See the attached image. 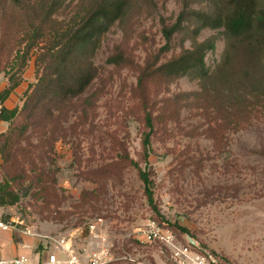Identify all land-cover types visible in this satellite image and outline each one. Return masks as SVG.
Returning a JSON list of instances; mask_svg holds the SVG:
<instances>
[{
	"label": "rangeland",
	"instance_id": "374dc122",
	"mask_svg": "<svg viewBox=\"0 0 264 264\" xmlns=\"http://www.w3.org/2000/svg\"><path fill=\"white\" fill-rule=\"evenodd\" d=\"M90 1L68 0L64 11L82 9ZM218 5V0H128L124 18L106 35L93 59L97 78L81 101H74L86 112L87 121L78 124L71 117L69 123L74 121L76 129L54 143L53 164L47 168L54 172L59 204L46 208L42 201H33L26 181L18 193L20 201L0 207V217L21 221L38 234L71 239L83 263L103 249L108 252L104 264H192L159 242L145 241L143 234L150 227L169 224L193 237L196 245L190 248V257L204 255L210 264H264V101L256 106L257 116L235 131L227 120L226 97L176 102L200 92L197 82L183 77L156 88V80L150 86L155 101L152 134L147 148L142 146L149 129L144 112L136 108L139 69L164 46L162 29L175 24L184 11L189 16L160 61L211 38L215 48L206 54L205 63L210 72L216 71L226 42L217 30H198L193 13L213 14ZM65 12L56 16V28ZM23 16L33 17L0 0V30ZM116 47L128 59L118 67L106 63ZM34 61L32 54L21 75V92L12 100L19 109L37 81ZM3 83L6 88L8 76L0 72V88ZM114 140L149 175L159 214L149 205L134 166L127 164L104 182L87 178L88 171L118 160ZM4 166L0 156V185L8 182L16 191ZM86 192L91 194L81 198ZM169 229L176 245L186 246L189 235ZM47 247L58 253L53 245Z\"/></svg>",
	"mask_w": 264,
	"mask_h": 264
},
{
	"label": "trees",
	"instance_id": "16d2710c",
	"mask_svg": "<svg viewBox=\"0 0 264 264\" xmlns=\"http://www.w3.org/2000/svg\"><path fill=\"white\" fill-rule=\"evenodd\" d=\"M67 1L7 0L12 9L29 11L33 17L23 16L21 21L13 22L15 27L2 25L1 29L6 31L0 30V72L9 80L8 86L0 91V121L7 123L8 130L0 133V156L9 180L18 186L15 191L8 182L0 185V207L17 204L21 198L19 190L26 181L33 201H42L46 208L59 204L54 172L47 168V164H53L54 143L76 129L74 121L69 123L71 117L75 116L78 124L87 121L83 119L86 112L78 109L80 105L76 108L74 101H81L91 89L98 75L93 59L106 35L124 18L128 8V0H91L82 9L73 7L65 12ZM218 3V12L193 13L198 30H217L226 42L216 71L210 72L205 63L206 54L215 48L211 38L167 61H160V54L169 51L172 37L181 31L183 21L189 16L184 11L175 24L162 29L164 46L139 69L136 108L144 112L145 125L149 129L142 140L144 150L152 134L150 112L155 101L151 100L150 86L156 80V88L183 77L197 82L200 92L190 93L176 102L217 94L226 97L225 109L230 110L227 120L235 131L241 123L257 116L256 106L264 101V0H218ZM62 11L65 16L60 21L61 26L56 28L53 23L58 21L56 16ZM34 50L36 53H32ZM32 54H35L37 81L20 109H8L3 104L21 84V75ZM126 62L128 59L118 52V47L106 59V63L114 67ZM235 64L238 67H234ZM212 121L216 122L214 117ZM112 143L117 156L120 152L118 160L88 171L87 178L104 182L118 176L127 164L134 166L149 205L159 214L149 175L129 159L123 144L115 140ZM89 194L91 192L83 193L81 198ZM167 226L161 224L160 228L170 231V227H175L193 239L186 229ZM185 245L192 248L188 242Z\"/></svg>",
	"mask_w": 264,
	"mask_h": 264
},
{
	"label": "built area",
	"instance_id": "2783aa9c",
	"mask_svg": "<svg viewBox=\"0 0 264 264\" xmlns=\"http://www.w3.org/2000/svg\"><path fill=\"white\" fill-rule=\"evenodd\" d=\"M90 230L94 229V225L89 226ZM17 232L25 236L37 238L53 245L54 249L60 253H48L44 260H40L35 264H104L108 259V252L100 249L92 253L86 263H83L76 250L73 248L71 239L64 237L52 236L50 234H38L33 228L27 227L23 222L15 220H4L0 217V232ZM145 241L149 243L159 242L161 245L168 247L175 256H182L185 260L192 264H210L204 255L189 256L190 248L188 246H177L173 240L172 233L167 229L158 226L150 227L144 234ZM0 264H32L29 258L24 255L15 256L8 259L0 257Z\"/></svg>",
	"mask_w": 264,
	"mask_h": 264
},
{
	"label": "crops",
	"instance_id": "0c3cea01",
	"mask_svg": "<svg viewBox=\"0 0 264 264\" xmlns=\"http://www.w3.org/2000/svg\"><path fill=\"white\" fill-rule=\"evenodd\" d=\"M0 88L5 87L4 83ZM21 90V84L10 94L8 99L4 102V106L8 109H12L15 103L12 101L17 98ZM23 90V89H22ZM7 129V123L0 121V133ZM42 248V250H39ZM50 249L47 247V243L37 238L28 237L17 232H0V257L3 259L12 258L15 256L24 255L29 258L32 264L38 263L40 260H44Z\"/></svg>",
	"mask_w": 264,
	"mask_h": 264
},
{
	"label": "water",
	"instance_id": "95a60500",
	"mask_svg": "<svg viewBox=\"0 0 264 264\" xmlns=\"http://www.w3.org/2000/svg\"><path fill=\"white\" fill-rule=\"evenodd\" d=\"M186 240L191 246H195L196 245L195 241L191 237L186 236Z\"/></svg>",
	"mask_w": 264,
	"mask_h": 264
}]
</instances>
